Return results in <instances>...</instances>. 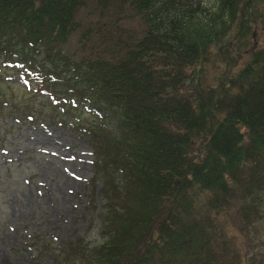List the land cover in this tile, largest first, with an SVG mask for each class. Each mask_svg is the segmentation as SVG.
I'll return each mask as SVG.
<instances>
[{
    "label": "trees",
    "instance_id": "16d2710c",
    "mask_svg": "<svg viewBox=\"0 0 264 264\" xmlns=\"http://www.w3.org/2000/svg\"><path fill=\"white\" fill-rule=\"evenodd\" d=\"M15 72L94 153L55 264H264V0H0Z\"/></svg>",
    "mask_w": 264,
    "mask_h": 264
},
{
    "label": "rangeland",
    "instance_id": "374dc122",
    "mask_svg": "<svg viewBox=\"0 0 264 264\" xmlns=\"http://www.w3.org/2000/svg\"><path fill=\"white\" fill-rule=\"evenodd\" d=\"M9 80L0 84V103L10 107L0 110V264H55L54 247L92 230L94 153L81 125L49 118L35 88L16 72ZM257 229L264 233V223Z\"/></svg>",
    "mask_w": 264,
    "mask_h": 264
}]
</instances>
